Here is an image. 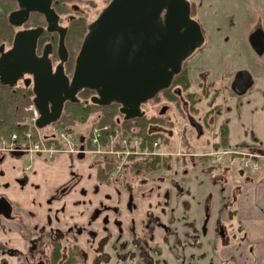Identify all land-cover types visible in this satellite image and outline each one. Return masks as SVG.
Masks as SVG:
<instances>
[{
    "label": "flooded vegetation",
    "instance_id": "1",
    "mask_svg": "<svg viewBox=\"0 0 264 264\" xmlns=\"http://www.w3.org/2000/svg\"><path fill=\"white\" fill-rule=\"evenodd\" d=\"M108 1L52 0L50 7L56 14V22L50 23L43 13L35 11H30L26 17H18L12 21L10 14L22 8L17 0H0V62L1 64L4 62L2 65L5 67V75L0 74V85L10 91L15 98L23 97L31 100V103L25 107L29 115L31 104L38 112V108L33 103L36 96L42 100H52L51 105L56 108V99L60 96L56 88L59 82L65 79L71 81L75 60L87 32V26ZM98 8L99 10L96 11ZM89 16L90 19L85 23L86 30L82 33L83 22ZM62 34L66 49L64 61L59 52ZM31 45L34 53L32 58ZM11 51L14 56L7 59ZM193 57L194 53L182 64V68L184 64L187 67V78L191 85L182 88L177 80L175 81L174 76L168 88L141 104L139 116L126 118L120 111V104L115 102L98 104L93 101V98L98 97L97 93L83 88L76 93V101L66 100L63 103L56 121L43 128H37L35 123L29 121L33 126L32 129L27 130L32 132L31 139H25L27 131L23 133L14 131L18 134L15 148L5 149L2 141L9 142V137L14 132L0 138V161L7 153L13 158L18 157L12 154L15 151L22 152L19 156L27 153L31 162L36 157L42 158L37 153L52 157L63 153H74L77 156L82 152L84 156L79 159L90 157L89 165L79 167L77 172H73L70 178L60 185L45 189L44 192L40 191L39 194L38 188L34 187L40 184H35L30 178L31 173L34 172L32 163L31 166H22L21 174L17 173L19 174L17 176L13 173L17 164L9 162L12 179L2 185L4 187L11 185L10 191L15 197L12 199L9 193L0 194V198H5L11 206L10 217L6 218L2 214L0 217L17 223L20 232L14 235L17 240L16 248L4 250L6 253L14 254L21 260V264H112L113 257L116 258L115 264H126L125 258L133 259L134 256L142 257L149 264L153 263L146 240L132 238L131 249L127 252L121 238L112 233L110 228L112 224L120 232L121 227L117 225L124 218L131 219L134 215L130 209L126 213L122 212L121 206H142L136 203V199L142 202L148 198L151 201L154 195L161 193L162 203L171 202L172 191L183 187L182 181L177 176H183L185 173L190 175L191 171H195L200 166L198 160L208 159L210 171L221 169V173L226 172L223 156L228 152L225 151L226 149H221L226 135H223L225 130H222L219 139V129L222 128L220 126L218 128L217 125L219 118L221 119L219 125H223L227 120L222 118L228 109L226 96L221 84L213 83L208 79L206 70L199 71L197 82L193 81L190 70ZM237 73L230 88L239 92L241 85L239 86ZM5 82L12 85L9 86ZM51 82L55 84V89H51ZM192 92H198L200 98L195 100ZM71 107L76 109L73 116L71 111L68 112V108ZM178 115L184 119L181 125L177 123ZM66 119L72 122L66 123ZM189 119L201 125L199 134L196 127L189 124ZM103 121H113L115 126L109 123L101 124L100 122ZM188 126L195 133V140L192 143L186 138ZM75 128L78 129L76 142L69 134ZM95 128L101 129V136L94 141ZM50 129L61 130L68 134L75 151L67 150L56 133L48 136L47 131ZM126 130L127 133L122 135ZM38 134L41 135V140H38ZM111 136L114 137L112 145L107 140ZM150 139H152L151 148L146 145ZM123 140L125 144H122ZM22 143L26 144L23 148ZM36 143L40 149L29 150ZM81 145L83 150L80 149ZM119 147H126L131 153L116 158L110 151ZM199 147L204 149L210 147L212 150L193 151ZM145 148L155 153L141 154L140 152ZM231 154L237 155V153ZM14 159L20 160V158ZM194 159L197 160L195 163L192 162ZM55 160L53 158L48 163ZM120 160L122 163L117 166ZM178 163L189 165L194 163V167L179 171ZM54 172H56L54 167L47 168L46 175H56ZM29 189L30 192L27 191ZM89 192L93 197L80 199L86 197ZM82 193H85V196ZM27 196H30L33 202L41 199L38 203L45 208L38 206L40 210H31L27 215L21 208L24 205L20 206ZM80 205L93 207L90 213L84 216V213L75 212L74 206ZM31 224L36 226L34 231L27 230ZM1 232L4 233L0 231V234Z\"/></svg>",
    "mask_w": 264,
    "mask_h": 264
},
{
    "label": "crops",
    "instance_id": "2",
    "mask_svg": "<svg viewBox=\"0 0 264 264\" xmlns=\"http://www.w3.org/2000/svg\"><path fill=\"white\" fill-rule=\"evenodd\" d=\"M195 1L198 3L199 0ZM221 1L217 0V3ZM250 1L231 0V11L213 12L212 16L216 18L214 22L209 17L205 19V43L210 49L202 50L203 61L197 62L196 59L198 65L194 61L190 70L194 82H197V73L206 70L210 81L222 85L228 109L222 116L227 120L219 125V118L217 124L218 128H222L219 129V139L222 130H225L226 135V147L221 149L259 153L264 151V53L257 55L254 52L248 36L257 27L264 31V0H252V4ZM230 14L234 22L232 28H238L237 38H231L234 35L232 28H222L221 40L217 39L218 43L214 41L213 45L211 35L215 26H226L221 21ZM223 44L225 52L221 56L219 51L211 53ZM236 53L239 54L238 58ZM233 55L235 60L229 66L227 60ZM238 71L248 72L251 80V85L242 92L230 88ZM236 159L239 161L238 154L223 156L226 165L224 173L210 171L202 164L190 175L185 173L177 176L183 187L172 191L171 202L162 203L161 193L154 195L151 201L148 198L142 202L136 199V203L142 206H121L122 212L126 213L130 209L134 215L131 219L124 218L117 225L121 227L120 232L112 224V233L121 238L127 252L131 249L132 238L146 240L152 264H264V160L259 159L257 168L251 162L249 167H240L239 172L235 170L233 173L230 169H234ZM73 161L72 157L65 154L58 156L52 163L36 157L32 162L34 172L30 178L35 184H40L34 187L38 188V194L60 185L73 172H77L79 165L75 166ZM9 162L17 164L14 175L21 174V161L14 159ZM50 167H54L56 175H46ZM27 191L30 192V189ZM82 194L85 196V193ZM91 197L89 192L80 199ZM40 200L33 202L27 196L20 206L24 205L21 208L28 215L31 210L45 208L40 206ZM74 207L75 212L87 216L93 206ZM31 225L27 230L34 231L36 226ZM0 231L4 232L0 234V250L16 248L14 235L20 232L19 225L0 217ZM3 253V257L6 255L11 264H21L14 254ZM125 260L126 264H149L138 256L133 259L126 257ZM111 262L115 264L116 258L113 257Z\"/></svg>",
    "mask_w": 264,
    "mask_h": 264
},
{
    "label": "water",
    "instance_id": "3",
    "mask_svg": "<svg viewBox=\"0 0 264 264\" xmlns=\"http://www.w3.org/2000/svg\"><path fill=\"white\" fill-rule=\"evenodd\" d=\"M17 1L22 10L10 14L12 21L35 11L43 13L50 23L56 22V14L50 7L52 0ZM190 12L188 0H109L87 26L71 81L65 79L57 88L50 83L51 89L56 88L60 94L56 108L51 105L52 100H42L38 96L33 99L39 112L35 126L43 128L56 121L63 103L76 101V93L83 88L97 93L93 101L98 104L115 102L120 104V111L126 118L139 116L141 104L168 88L181 71L183 62L204 43L201 26ZM248 41L257 55L264 53L262 28L254 29ZM32 47L31 58L34 55ZM59 52L62 61L66 60L63 34ZM13 56L11 51L7 59ZM2 64L0 62V74L5 75ZM237 79L241 85L239 92L251 85L246 71H239ZM189 124L196 127L198 134L201 132L197 122L189 119ZM80 149L83 150V145ZM12 154L19 156L22 152ZM83 156L82 152L77 154L78 158ZM10 213V203L0 198V214L9 218Z\"/></svg>",
    "mask_w": 264,
    "mask_h": 264
},
{
    "label": "rangeland",
    "instance_id": "4",
    "mask_svg": "<svg viewBox=\"0 0 264 264\" xmlns=\"http://www.w3.org/2000/svg\"><path fill=\"white\" fill-rule=\"evenodd\" d=\"M188 1H190L191 3H194V5L196 6V13H194V15H193V17H195L196 19L195 18H193V19H195L196 21H198V23L201 26V29H202L203 33L205 32V34H206V29H207V27L204 25L205 19H207L209 17L212 20V22H214V20L216 18L215 17L213 18V16H214L213 15V12H219V11L220 12H225L226 10L228 12V11H231L233 9V4L231 3V0H222L220 4L217 3V0H199L198 3H196L195 0H188ZM250 3L252 4V0L250 1ZM98 10H99V8L96 11H98ZM91 16H93V14ZM224 18L225 19L222 20L221 22L224 23L226 26H222V27L215 26L216 28L214 29L213 34L211 35V39L213 41V45H214V41H216L218 43V40L217 39H220L221 40L222 35H220V34H222V31H223L222 28H225V29L228 28V29L231 30V28L234 26L233 25L234 22L231 21L232 20V15L231 14L224 16ZM89 19H90V16L87 17V18H85L86 21H88ZM218 27H220V28H218ZM235 27L237 28V26H235ZM236 31H238V28H237V30L236 29H233L234 35L231 38H237ZM224 47H225L224 44L222 46L218 45L215 48L214 51H212L214 49L213 48L211 50L212 52L211 51L210 52L212 54H216L214 52L219 51L218 54H219V56H221L225 52ZM205 49L208 50L210 48L208 47V45H206L205 40H204V43L202 45V48L199 49V50H196L194 52V57L192 59L193 62L196 59H197V62H202L203 61L204 57L202 56L201 53H202V50H205ZM203 55H205V54H203ZM238 55L239 54L236 53V58H238L237 57ZM233 60H235L234 55L231 58H228L227 63L229 64V66L231 65V63L233 62ZM197 62L195 61V63L198 65ZM177 119H178V121H177L178 125H181L182 124V121H184L183 117H181L180 115H178ZM186 133H187L186 134V138H187V140H189L188 142L189 143H192L193 140H195V133H194L193 129H191L189 126L186 127ZM69 134H70V137L72 138V140L74 142H76V137L78 135V129L77 128L73 129L72 131L69 132ZM199 148H198L199 150L198 149H194L193 151L198 152V151H205V150H209L210 149V147H205V149L204 148H201V147H199ZM37 154L40 155V156H42V158L46 162L52 161L53 158L54 159H57V157L61 155V154H55L54 156L49 157L48 155L43 154V153H37ZM64 154L67 157H69V158L70 157L74 158V161L73 162H74V165L75 166L76 165H79V167L83 168L84 166H87V165L90 164V157L89 156H87L85 159H82L81 160L74 153H63V155ZM4 155H5L4 159L2 161H0V194L5 195L6 193H9V196L12 199H14L15 196L12 195L11 194V191H10L11 190V185L10 186H7V187H4L2 185V183L6 182L7 180L11 179V177H12V174H11V172L9 170V165H10L9 164V161H11V159H14V158H16V159L20 158V161H21L23 167H25V166H31V163L32 162L29 159L30 156L27 153L26 154L24 153L22 156H18V157H14V158L11 157L8 153L7 154H4ZM0 156H1V154H0ZM196 161L197 160H195V159L192 160V162H194V163ZM198 161H199L198 163H200V166H202V164L204 165V167H207V168L210 166V161L208 159L198 160ZM188 163H189V161H188ZM188 163H186V164L178 163L177 164V169L179 171L181 169L182 170H184V169L185 170H189V169H191V167L192 168L194 167V165H193L194 163L192 165H189ZM233 165H234V169H230V171H232L233 173L235 172V170H237L239 172V170H240L239 168L240 167L244 168L243 167V163L241 161L239 162L237 159L234 160V164ZM224 167H226V165ZM229 167L230 166H227V168H229ZM32 170H33V168H32ZM220 170H218V171L215 170V172H218L220 174L221 173ZM230 178H233V177H230ZM228 180H229V178H228ZM3 252H4V250H0V255L4 254ZM2 258H4V260H2ZM0 264H11V263H10L9 259L6 258V255L4 257L2 255V256H0Z\"/></svg>",
    "mask_w": 264,
    "mask_h": 264
},
{
    "label": "trees",
    "instance_id": "5",
    "mask_svg": "<svg viewBox=\"0 0 264 264\" xmlns=\"http://www.w3.org/2000/svg\"><path fill=\"white\" fill-rule=\"evenodd\" d=\"M190 2V1H189ZM191 6V16L196 13V6L194 3L190 2ZM86 20L83 22L82 27V33L86 30ZM202 47L198 48L197 50L201 49ZM186 65L184 64L183 68L181 69L180 73L175 75V81L177 80L178 84L184 88L188 87V85H191L190 81L187 78V69ZM192 97L197 100L199 99V93L198 92H192ZM31 103V100L29 98H15L12 96L11 92L5 89L0 85V138L6 137L10 135V133L17 131L19 133H23L27 130H30L33 128V126L29 123V113L25 110V107ZM73 106V105H70ZM71 111L72 116L75 115L76 109L75 107L68 108V112ZM72 121H69L66 119V123H69ZM102 123H109L113 126H115V123L113 121H103ZM127 133L126 131H123L122 135H125ZM225 134V131H223V135ZM147 138H151L150 136H147ZM151 140L146 142V145L151 148ZM223 142V141H222ZM224 143V142H223ZM223 147H226L223 144ZM150 164V163H149Z\"/></svg>",
    "mask_w": 264,
    "mask_h": 264
},
{
    "label": "built area",
    "instance_id": "6",
    "mask_svg": "<svg viewBox=\"0 0 264 264\" xmlns=\"http://www.w3.org/2000/svg\"><path fill=\"white\" fill-rule=\"evenodd\" d=\"M29 110H30V118L29 121L34 124L36 119L38 118V112L35 109V107L31 104L29 106ZM57 134L56 136L59 138V140H61L64 143V146L67 147V150L69 151H75V147L74 144L72 143L70 137L68 136V134H66L64 131L61 130H54V129H50L47 131V135L51 136L52 134ZM17 132H14L11 134V136L9 137V142H5L2 141V143L4 144V148L5 149H12L15 148L16 142L15 140L17 139ZM101 136V129L100 128H95L93 131V139L98 140V138ZM25 139L29 140L32 138V132L27 131L25 133ZM38 140H41V135L38 134ZM109 144H113L114 143V137H109L108 139ZM38 143H36V145L33 148H30L29 150H39V146L37 145ZM122 144H125V140L122 141ZM25 143L21 144V147H25ZM45 150V149H44ZM151 149L149 148H145L144 151L140 152L141 154H150ZM111 154H113L114 156H116V158H119V156H121L122 154H129L131 153V151L126 148V147H119V148H112V150L110 151ZM228 153H237L240 157V161L243 163V167L247 168L249 167L250 163H253V167L257 168L258 167V161L259 159H263L264 160V151L262 152H251V151H226ZM155 153V152H153ZM121 160L119 161V163H117V166L121 165Z\"/></svg>",
    "mask_w": 264,
    "mask_h": 264
}]
</instances>
